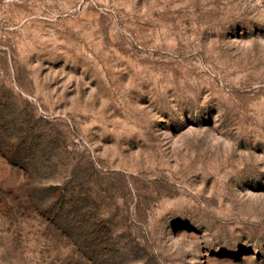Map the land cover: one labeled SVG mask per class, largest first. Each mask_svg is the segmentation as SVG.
Here are the masks:
<instances>
[{"label": "rangeland", "instance_id": "rangeland-1", "mask_svg": "<svg viewBox=\"0 0 264 264\" xmlns=\"http://www.w3.org/2000/svg\"><path fill=\"white\" fill-rule=\"evenodd\" d=\"M0 264H264V0H0Z\"/></svg>", "mask_w": 264, "mask_h": 264}]
</instances>
